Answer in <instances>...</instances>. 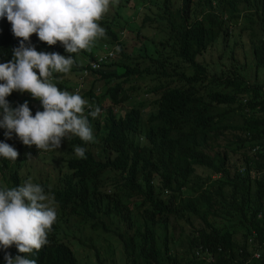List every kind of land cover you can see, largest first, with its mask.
Returning a JSON list of instances; mask_svg holds the SVG:
<instances>
[{
  "label": "trees",
  "instance_id": "obj_1",
  "mask_svg": "<svg viewBox=\"0 0 264 264\" xmlns=\"http://www.w3.org/2000/svg\"><path fill=\"white\" fill-rule=\"evenodd\" d=\"M143 1L140 23L126 33L137 38L147 32L151 41L122 47L109 59L101 93L78 92L91 106L85 115L94 142L62 140L60 149L72 156L19 153L17 160H29L30 168L51 165L59 172H39L46 179L37 184L54 197L57 220L46 252L30 257L37 264H98L91 251L100 264H189L197 238H188L181 259L167 241L159 246L156 228L167 230L170 219L188 220L203 244L220 248L219 264L251 254L264 240V82L246 72L247 65L256 76L264 71V0ZM30 40L38 52L63 53L59 42L48 46L35 34ZM9 43L20 41L7 21L1 44ZM81 57L94 59L93 47ZM135 75L152 76L140 93L155 96L146 110L143 100L149 99L123 89ZM55 84L71 89L67 79ZM105 98L112 104L103 107ZM127 100L132 105L123 108ZM97 106L101 114L93 118ZM37 111L42 106L32 115ZM75 146L87 149L86 158L75 155ZM18 166L0 165V190L27 182ZM106 170L113 175L102 176ZM6 254L19 253L12 246L0 250V257ZM261 254L249 264H264V247Z\"/></svg>",
  "mask_w": 264,
  "mask_h": 264
},
{
  "label": "clouds",
  "instance_id": "obj_2",
  "mask_svg": "<svg viewBox=\"0 0 264 264\" xmlns=\"http://www.w3.org/2000/svg\"><path fill=\"white\" fill-rule=\"evenodd\" d=\"M132 1L113 5L114 0H0V165H19V176L27 180L18 187L0 190V250L7 252L15 246L19 253L15 258L3 255L0 264L2 260L6 264H37L30 257L34 252H46L42 248L48 244V235L57 220L54 197L37 184L46 179L40 171L33 170L38 165L30 168L29 160L17 158L23 145L35 146L45 153L59 149L62 140L72 136L85 144L94 142L93 129L85 115L91 106L78 92L101 93L109 59L122 54V47L128 49L151 41L147 32L135 33L137 38L126 33L131 29L129 25L137 27L147 6L143 0ZM111 6L119 8L107 14L105 24H100ZM7 21L20 43L1 44ZM33 34L48 46L59 42L63 53L38 52L31 46ZM92 47L96 57L82 58V50L90 51ZM146 78L152 76L135 75L130 84L123 85L124 91L140 97ZM64 79L71 89L62 91L57 87L55 83ZM91 81L96 84L91 85ZM111 104L110 98L102 102L103 107ZM41 106L43 111L33 116ZM100 114L99 106L89 113L93 118ZM86 151L85 147H74L78 158H86Z\"/></svg>",
  "mask_w": 264,
  "mask_h": 264
},
{
  "label": "rangeland",
  "instance_id": "obj_3",
  "mask_svg": "<svg viewBox=\"0 0 264 264\" xmlns=\"http://www.w3.org/2000/svg\"><path fill=\"white\" fill-rule=\"evenodd\" d=\"M118 8L114 9L111 6L110 9H109V11L105 15H107V14H114L115 11L118 10ZM232 41H233V39L231 38V43H230V45H229L228 48H231L233 46L232 45ZM212 55H214V54H212ZM225 57H228V55L225 54ZM240 57H242V56H240ZM208 59H209V53L207 52V54H206V60H208ZM206 60H204V61H206ZM83 61H85V60H83ZM108 69H110V67H108ZM187 72H190V69H188ZM246 72H247V74H248V76H249V78L251 80L256 79L260 83L261 82H264V71H262V70L258 71L257 76H256L255 69L252 66L247 65ZM143 90L144 89H142V91ZM148 98H149L148 101H144L143 100V102L145 104V107H144L145 110L147 109V107L150 106V101L152 100V98H150V97H148ZM33 100L34 101H37L34 98H33ZM131 105H132L131 104V101L130 100H127L124 103L123 108L129 107ZM119 113H123V112L120 111ZM0 142H1V138H0ZM35 148H36L35 146H32L31 148H29V147L23 145L22 151L23 152L33 151ZM96 150H98V148H96ZM43 152H45V151H43ZM47 152H49L51 155H55L57 157H61V156H72V155H74V154L69 153V152H66V151H64V150H62L60 148L57 149V150L47 151ZM31 157L34 158V154H32ZM33 158H31V159H33ZM33 170L34 171H42L44 173L49 174L52 177H54L55 175H57L59 173L57 167H52L51 165H45L44 167L38 166V167H36ZM198 171L200 172V170H198ZM25 172L26 171H25L24 164H22V166H21V173L24 174ZM108 175L112 176L113 175V172L111 170H106V171H104L102 173V176H104V177H106ZM193 219H194V222L197 223L198 220L196 218H193ZM213 223L216 226H218V227L223 224V223H221L219 221H215ZM192 227L193 226H191V223L188 222V220H186V219H185V221L183 219H180V220H177V221H175V219H170L169 220V223L167 225V230H162V229L156 228V230H157L156 235H157V238H158V243H159L160 248L163 249L164 244L167 241L168 246H169V250L172 253L177 254V258L178 259H181L182 256H183L184 250L188 247V238H197V240H198V243L197 244L202 243L201 242L200 235L198 233L195 234V231H194V229ZM194 228H196V227H194ZM190 234H191V236H190ZM241 236H242V232L241 231H238L237 234L234 235V238H236V240L239 241V240H241ZM113 244L116 245V248H117L116 249V254H115V259L119 258V261H120L121 254H119V252H118L119 246H118V244L116 243L115 240H113ZM90 254H91V257H92L93 262L100 264L97 261V258L95 257L94 252L91 251ZM1 263L2 264H6V261L5 260H2Z\"/></svg>",
  "mask_w": 264,
  "mask_h": 264
},
{
  "label": "built area",
  "instance_id": "obj_4",
  "mask_svg": "<svg viewBox=\"0 0 264 264\" xmlns=\"http://www.w3.org/2000/svg\"><path fill=\"white\" fill-rule=\"evenodd\" d=\"M254 234V232H253ZM251 243V239H249V244ZM251 246V245H250ZM264 247V240L261 244L260 248H257L255 251H253L251 248V256L248 257L245 262L243 263H237V259L232 261V264H248L251 261V258L254 259H259L261 256V248ZM220 248L217 249V251H214L211 247L203 244V243H199L195 246L194 250H193V255L191 256L192 260L191 262H189V264H219L217 262V255L218 253H220ZM224 257L228 254L227 253H223Z\"/></svg>",
  "mask_w": 264,
  "mask_h": 264
},
{
  "label": "crops",
  "instance_id": "obj_5",
  "mask_svg": "<svg viewBox=\"0 0 264 264\" xmlns=\"http://www.w3.org/2000/svg\"><path fill=\"white\" fill-rule=\"evenodd\" d=\"M227 255L229 256L230 254H227ZM227 255H226V256H227ZM238 255H239L238 258H232V259H231V261H230L231 264H232V261L235 260V259H237V263H243V262H245V260H246L248 257H250L252 254H248V255H247V254H246V255H245V254H238ZM243 255H244V256H243ZM229 258H230V257H229ZM252 259H253V258H251V260H252ZM237 263H236V264H237ZM248 264H249V263H248Z\"/></svg>",
  "mask_w": 264,
  "mask_h": 264
}]
</instances>
